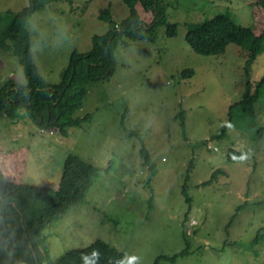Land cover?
Here are the masks:
<instances>
[{
	"label": "rangeland",
	"instance_id": "obj_1",
	"mask_svg": "<svg viewBox=\"0 0 264 264\" xmlns=\"http://www.w3.org/2000/svg\"><path fill=\"white\" fill-rule=\"evenodd\" d=\"M162 1L167 23H177L176 34L168 35L167 23H159L154 41L118 39L112 76L91 81L82 107L74 112L79 117L91 114L90 121L70 127L63 136L40 129L24 110L0 119L4 150L23 144L30 148L25 183L57 188L68 152L98 168L83 199L43 231L50 262L100 239L125 259L136 257L137 264L177 254L186 240L190 246L185 255L159 264H264V229L259 230L264 227V203L259 202L264 199V80L258 85L264 48L246 74L237 44L229 43L221 54H201L185 38L187 23L218 12L251 25L249 3L255 0ZM27 3L0 0V11H16ZM107 3L109 21L98 18ZM127 13L122 0L47 3L28 23L39 72L47 82H58L71 51H88L93 34L117 25ZM189 68L192 74L184 76ZM8 78L25 83L17 56L0 49V83ZM247 79L259 90L254 118L252 110L239 104ZM229 118L226 134L214 137ZM130 132L136 134L127 136ZM142 143L154 167L147 181ZM229 147L242 151L244 160H227ZM215 169L220 171L212 181L201 184ZM188 229L193 233L187 235Z\"/></svg>",
	"mask_w": 264,
	"mask_h": 264
},
{
	"label": "trees",
	"instance_id": "obj_2",
	"mask_svg": "<svg viewBox=\"0 0 264 264\" xmlns=\"http://www.w3.org/2000/svg\"><path fill=\"white\" fill-rule=\"evenodd\" d=\"M52 0H28L19 10L0 11V49L17 56L25 77V83L8 78L0 83V119L3 116L14 117L24 110L28 118L40 129L57 132L67 136L69 128L90 121L91 114L82 117L74 112L82 107L91 81L109 79L114 72V51L117 41L122 36L137 40L156 39V26L167 23L162 0H122L128 7L127 15L105 32L92 35V46L86 52L72 50L68 63L60 72L56 83H49L39 72L33 59L32 38L28 28L31 15L42 9ZM252 15L251 25L235 23L226 12H218L202 22L187 23L185 38L191 48L201 54L224 53L229 43H235L243 49L244 69L249 74V67L264 48V0L249 3ZM98 18L111 19L110 3L99 9ZM177 23H167L168 35L176 34ZM192 69H185L182 74H192ZM264 74L258 85L262 84ZM259 97L258 88L252 89L249 79L239 104L246 110H252L253 103ZM179 115L184 126V112ZM123 123V117H122ZM231 118L225 121L220 131L214 135L222 138L230 126ZM127 130V129H126ZM263 127L256 130L257 137ZM135 132L127 133L129 136ZM29 146L21 145L11 151L0 145V264H120L123 252L110 246L103 240L96 239L84 247L71 248L53 262L44 247L43 231L59 219L72 205L80 202L97 173L98 168L76 153L68 152L62 166V173L57 188L37 186L21 181L27 164ZM140 154L148 165L146 181L154 174L147 148L141 144ZM227 160L242 161V151L229 147ZM192 164V160L190 165ZM215 169L210 178L201 184H209L215 177ZM186 184L182 191L186 200ZM264 203V199L259 200ZM245 205V204H244ZM241 205L240 207H242ZM191 223H195L194 220ZM264 227L259 228L263 230ZM193 230H186V234ZM190 243L172 256L158 255L151 264H159L161 259L175 260L188 252ZM100 253L95 260L94 253ZM125 259V258H124Z\"/></svg>",
	"mask_w": 264,
	"mask_h": 264
},
{
	"label": "clouds",
	"instance_id": "obj_3",
	"mask_svg": "<svg viewBox=\"0 0 264 264\" xmlns=\"http://www.w3.org/2000/svg\"><path fill=\"white\" fill-rule=\"evenodd\" d=\"M63 29L65 32H67V25H63ZM95 260H99L100 253L96 251L94 253ZM120 264H137V258L134 256L127 257L126 259L121 258Z\"/></svg>",
	"mask_w": 264,
	"mask_h": 264
},
{
	"label": "crops",
	"instance_id": "obj_4",
	"mask_svg": "<svg viewBox=\"0 0 264 264\" xmlns=\"http://www.w3.org/2000/svg\"><path fill=\"white\" fill-rule=\"evenodd\" d=\"M23 145H26V144H23ZM28 146V145H27ZM29 153H30V148H29ZM28 157H29V154H28ZM27 161H28V159H27ZM26 166H27V164H26ZM22 176H23V174H22ZM22 182H24L23 181V177H22V180H21ZM29 183V182H28ZM30 184H32V182L30 183Z\"/></svg>",
	"mask_w": 264,
	"mask_h": 264
},
{
	"label": "built area",
	"instance_id": "obj_5",
	"mask_svg": "<svg viewBox=\"0 0 264 264\" xmlns=\"http://www.w3.org/2000/svg\"><path fill=\"white\" fill-rule=\"evenodd\" d=\"M208 147H209V148L213 147L214 149H217L216 146H212L211 144H208Z\"/></svg>",
	"mask_w": 264,
	"mask_h": 264
},
{
	"label": "water",
	"instance_id": "obj_6",
	"mask_svg": "<svg viewBox=\"0 0 264 264\" xmlns=\"http://www.w3.org/2000/svg\"><path fill=\"white\" fill-rule=\"evenodd\" d=\"M23 264H26V263H23Z\"/></svg>",
	"mask_w": 264,
	"mask_h": 264
}]
</instances>
